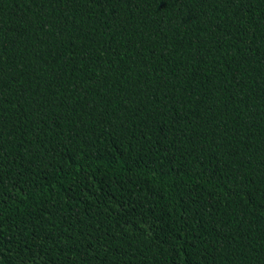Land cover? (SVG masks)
I'll return each instance as SVG.
<instances>
[{
  "label": "trees",
  "instance_id": "1",
  "mask_svg": "<svg viewBox=\"0 0 264 264\" xmlns=\"http://www.w3.org/2000/svg\"><path fill=\"white\" fill-rule=\"evenodd\" d=\"M0 264H264V0H0Z\"/></svg>",
  "mask_w": 264,
  "mask_h": 264
}]
</instances>
